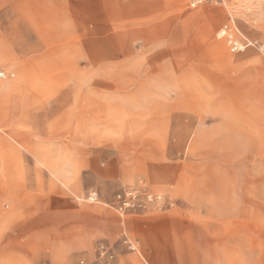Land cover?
<instances>
[{"label": "rangeland", "instance_id": "1", "mask_svg": "<svg viewBox=\"0 0 264 264\" xmlns=\"http://www.w3.org/2000/svg\"><path fill=\"white\" fill-rule=\"evenodd\" d=\"M0 72V264H264V0H0Z\"/></svg>", "mask_w": 264, "mask_h": 264}, {"label": "built area", "instance_id": "2", "mask_svg": "<svg viewBox=\"0 0 264 264\" xmlns=\"http://www.w3.org/2000/svg\"><path fill=\"white\" fill-rule=\"evenodd\" d=\"M224 3L225 0H188V5L191 8H195L203 4L222 6ZM219 33V37L225 40L231 52L243 51L245 48L251 46L252 42L248 41V39L238 29L234 20H231L228 24L223 25L219 30ZM3 75L4 74L0 72V78H2ZM103 264H109V259L104 261Z\"/></svg>", "mask_w": 264, "mask_h": 264}, {"label": "crops", "instance_id": "3", "mask_svg": "<svg viewBox=\"0 0 264 264\" xmlns=\"http://www.w3.org/2000/svg\"><path fill=\"white\" fill-rule=\"evenodd\" d=\"M231 20H232V19H230V18L227 19V21H226L223 25L228 24ZM223 25H222V26H223ZM222 26H221V27H222Z\"/></svg>", "mask_w": 264, "mask_h": 264}, {"label": "bare ground", "instance_id": "4", "mask_svg": "<svg viewBox=\"0 0 264 264\" xmlns=\"http://www.w3.org/2000/svg\"><path fill=\"white\" fill-rule=\"evenodd\" d=\"M225 4V3H224ZM220 35V33L218 32V36ZM251 45H253L252 43H251Z\"/></svg>", "mask_w": 264, "mask_h": 264}]
</instances>
